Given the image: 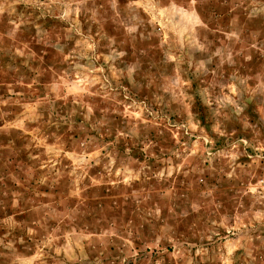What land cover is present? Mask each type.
<instances>
[{
	"label": "rangeland",
	"instance_id": "374dc122",
	"mask_svg": "<svg viewBox=\"0 0 264 264\" xmlns=\"http://www.w3.org/2000/svg\"><path fill=\"white\" fill-rule=\"evenodd\" d=\"M0 264H264V0H0Z\"/></svg>",
	"mask_w": 264,
	"mask_h": 264
}]
</instances>
